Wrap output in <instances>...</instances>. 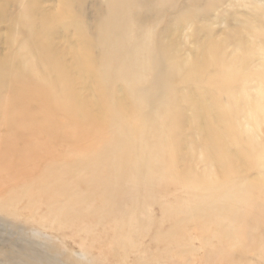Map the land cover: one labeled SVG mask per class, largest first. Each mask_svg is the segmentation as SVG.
<instances>
[{"label": "bare ground", "instance_id": "6f19581e", "mask_svg": "<svg viewBox=\"0 0 264 264\" xmlns=\"http://www.w3.org/2000/svg\"><path fill=\"white\" fill-rule=\"evenodd\" d=\"M86 1L60 0L47 13L41 0H22L5 35L0 233L18 240L0 236V264H197V254L201 264H244V253L254 251L264 264V203L253 196L264 194V180L212 199L164 202L179 184L215 194L254 163L257 133L249 122L246 133L235 123L243 116L264 121V0H248L254 16L234 34L236 57L209 43L185 70L175 43H153L146 24L156 31L167 21L168 30L181 31L224 0H193V9H178L177 0H106L93 29L84 20ZM7 16L0 3V27ZM62 34L68 51L58 47ZM79 81L92 93L87 101L77 94ZM251 82H258L255 95ZM196 151L207 179L191 166ZM143 157L150 173L140 171ZM156 205L160 226L168 219L175 225L151 236ZM194 221L216 232L198 240L184 228Z\"/></svg>", "mask_w": 264, "mask_h": 264}, {"label": "rangeland", "instance_id": "374dc122", "mask_svg": "<svg viewBox=\"0 0 264 264\" xmlns=\"http://www.w3.org/2000/svg\"><path fill=\"white\" fill-rule=\"evenodd\" d=\"M22 0H0V3H5L7 5V17L8 20L5 22L2 27H0L1 34H3V37L1 38L0 41V55L5 54L7 51L4 48V44L6 41L5 35H7V29L10 28L13 25V22L16 17H18L21 12L23 11V5H21ZM60 0H41L42 3V9L45 10L47 13H51L53 9H55ZM105 4L106 0H87L85 4L83 5V15H84V20L87 22V25L93 29L95 27V23L97 21V11L99 9L103 10L105 12ZM231 4H233L231 6ZM195 7L193 0H177V8H189L193 9ZM254 10V3L253 1H248V0H224L220 7L218 9H213L209 12L207 16V20L205 19H195L193 21V24L189 27H184L181 31H176L174 27H172L170 30H168V22L164 21L162 22L159 27L156 29V31H153L154 29L152 28L151 30V24L152 22L149 21L146 24V30L145 32H153L154 37H153V43L158 42L161 43L162 45L172 41L175 43L176 47V56L179 59L181 68L183 70L186 69V67L192 63L196 58H199L202 56L201 51L203 46L206 44L209 45H218L219 49L223 52L224 56L226 59H232L238 55V51L236 50V45H237V38L235 37L234 34L236 31H241V25L242 22H244L248 17L252 18L254 16L253 13ZM174 14V11H168L167 15L172 16ZM210 25L212 33L207 32L206 27ZM138 29V28H136ZM135 29V30H136ZM137 31V30H136ZM197 31L199 33L193 35L192 32ZM65 35L62 34L60 38H64ZM245 34H243V38H245ZM247 38V37H246ZM239 39V38H238ZM58 47L68 51L69 50V42L66 38L58 39ZM249 58L251 57V61L249 64V70L251 72H256V70L259 68L258 67V60L254 57V55L251 56V54L248 55ZM70 60V59H69ZM211 59V57L209 58ZM258 82H251L248 84V89L249 93L251 95H255V87ZM238 87L240 86L239 84L237 85ZM237 87V88H238ZM239 91V89H237ZM77 94L83 101H87L92 97V93L89 90L87 86L84 85L82 81H79L77 84L76 88ZM7 93V91H5ZM31 110L35 109V105H31L30 107ZM189 115L191 114V111L187 112ZM246 118V119H244ZM247 116H243L242 118H239L238 121H236L235 125L236 128L241 130L242 133H246V124L249 122L250 125L248 126L249 128H252L257 133V136L259 138V143L260 146L257 148V151H253L252 157L254 163L249 166L250 170L247 172H244L241 170L239 172V176L234 178L232 180V183L226 186V189H222L221 191H218L217 193H210L206 190L203 191H198V192H193L191 190H187L184 186L181 184L176 185V186H171L167 189L166 192V198L164 200L166 205H172L176 201H193L195 198L198 199V197H204L203 199H206L207 197L209 199H212V197H221L222 194L229 189V187H233L236 185L237 187L243 186L246 183H253L254 181H261L264 180V121H260V125L257 124L256 122L252 121L251 119H247ZM58 120L62 125H65L68 123V121L61 115H58ZM240 124V125H239ZM241 127V128H239ZM187 132H191V130L186 129ZM1 132L5 133L6 128L1 127ZM184 154H187V149H184L183 152ZM195 159L191 163V166L194 168L195 172L197 175L201 177H205L206 179L208 178L207 175V169L201 161V155L199 151H196V155L194 157ZM251 161V162H253ZM239 165V164H238ZM150 166H151V161L149 157H143L142 164L140 171L148 172L150 173ZM186 166V165H185ZM184 166V168H185ZM150 181L153 183L154 181V176L150 174ZM239 185V186H238ZM255 200H259L264 203V194L260 190H256L253 193ZM209 195V196H208ZM195 197V198H194ZM207 198V199H208ZM154 212V219L152 222L153 225V230L151 232V236L155 235L159 231L163 232H168L174 225V220L168 219V221L164 220V224L160 226L162 223V212L160 209V206L156 205L153 208ZM155 221V222H154ZM172 221V222H171ZM176 221V220H175ZM208 223L206 226H204L202 223L199 222H189L187 224V227H184L186 231H188L193 237L199 238L205 234L207 237L210 235V233L214 234L216 232V225H213ZM3 226H6L5 224ZM5 229V228H4ZM7 230H10V228H6ZM15 230V231H14ZM13 232H16V229H14ZM0 231H2L0 229ZM206 231V232H204ZM209 231V232H208ZM211 231V232H210ZM11 232V231H10ZM8 234L1 235L0 236L9 242H17L18 237L16 234H13L12 232ZM263 232L260 233L262 235ZM10 234H12V237H8ZM212 234V235H213ZM210 235L209 237H211ZM150 236V237H151ZM150 237L147 240V244L151 243ZM215 244H217L219 241L218 239L211 238ZM261 240V239H260ZM69 243V246L72 247L74 250H78V244L75 243ZM196 244H199V241H195ZM58 246V243L56 244ZM75 245V246H74ZM74 247V248H73ZM76 247V248H75ZM255 253L257 251L251 252V253H244V257H253V259H244L243 262L244 264H263L262 262L259 261V259H255L257 256ZM61 260H65L66 257L63 256L60 258ZM197 259V264H201L202 257L197 254L196 255ZM258 261V262H257ZM262 261V260H261Z\"/></svg>", "mask_w": 264, "mask_h": 264}]
</instances>
